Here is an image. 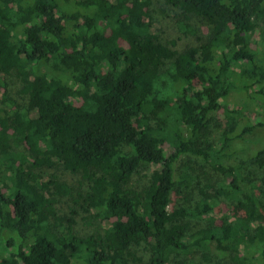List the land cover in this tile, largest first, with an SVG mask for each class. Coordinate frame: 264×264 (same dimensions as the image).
<instances>
[{"label": "trees", "instance_id": "obj_1", "mask_svg": "<svg viewBox=\"0 0 264 264\" xmlns=\"http://www.w3.org/2000/svg\"><path fill=\"white\" fill-rule=\"evenodd\" d=\"M261 130L264 0H0V264H264Z\"/></svg>", "mask_w": 264, "mask_h": 264}, {"label": "rangeland", "instance_id": "obj_2", "mask_svg": "<svg viewBox=\"0 0 264 264\" xmlns=\"http://www.w3.org/2000/svg\"><path fill=\"white\" fill-rule=\"evenodd\" d=\"M156 17L158 18V20L156 22L157 26L161 27L163 30H165L168 33H172V34H176L177 33L176 32L177 31L176 27H175V25H173V23L172 24L170 23V18L169 17H163L160 13H158ZM254 36L256 38H258L257 34H255ZM2 88H3V86H2ZM228 99L230 101H232V104H234L235 106L245 107V108H243L244 110H246V111L249 110L250 113L253 112L252 113L253 114L252 115L253 118L257 116L256 115V111L254 112V110H256L255 107L247 108L245 106V105H248V101L249 102L251 101L250 98L247 97V94L245 92L237 91V90L234 89L228 95ZM260 138H264V130H261L259 132V135H257L256 137H252V136L248 137L246 141L252 140V141H249V143H251L252 146H255L254 141H257V142L260 143V141H259ZM242 156H244L243 153H238V154L233 155L232 157H230L227 160V162L234 164V163H236L237 159L242 157ZM181 163H182V159L177 161L178 165L181 164ZM55 172L58 174V176L60 177L61 180H64V181H66L69 184H76L77 180L79 179L78 175L63 171L62 169H57ZM144 173H145V171L144 172H140L139 174H136L135 175V180L133 179L134 182L139 180V178L142 179L144 177ZM194 197H195V195L192 192V195L190 196V199L193 200ZM190 199H189V202H190ZM175 200H176V198H174V201ZM182 203H186L187 204L188 202H182ZM59 208H60V210L67 211V207L65 205V202H61L60 205H59ZM223 211H224V207L221 206L219 208V206H218L216 208V213H214L215 214L214 220H216L218 215H219V213H221ZM76 228L81 233H88L90 231V229L87 226L83 225L80 220H78V223L76 224ZM170 264H175V263L171 262Z\"/></svg>", "mask_w": 264, "mask_h": 264}]
</instances>
